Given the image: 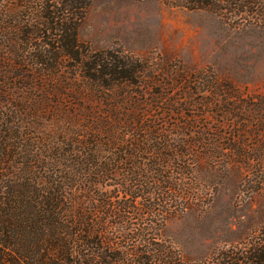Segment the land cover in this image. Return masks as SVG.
Segmentation results:
<instances>
[{
  "label": "rangeland",
  "instance_id": "obj_1",
  "mask_svg": "<svg viewBox=\"0 0 264 264\" xmlns=\"http://www.w3.org/2000/svg\"><path fill=\"white\" fill-rule=\"evenodd\" d=\"M191 1L89 0L77 30L81 62L59 63L63 77L56 83L72 76L75 82L59 92L57 106L83 127L91 120L120 119L124 139L138 127L143 129L138 139H146L144 129L151 127L170 145L180 143L181 157L167 150L163 158L169 167L184 160L182 174L172 180L184 203L166 202L162 214L156 208L142 221L124 215L132 231L122 228L124 236H118L116 228L107 227L120 246L130 247L129 237L147 227V247L154 256L163 253V260L168 255L175 264H247L264 240V0H214L212 9H193ZM3 2L15 21H28L31 9L24 4H35ZM113 57L141 67L136 77L95 91L85 86L83 66ZM45 78L33 82L36 94L29 95L39 100L42 111L34 117L43 126L30 132L36 137L44 132L42 141L50 146V107L56 99L50 92L54 81ZM10 107L18 109L13 102ZM153 137L155 145L162 142ZM150 151L135 161H153ZM46 154L41 156L50 159ZM106 185L102 192L128 201L108 186L112 182ZM144 200L135 199L134 207L151 201ZM135 241L139 249L143 243Z\"/></svg>",
  "mask_w": 264,
  "mask_h": 264
},
{
  "label": "trees",
  "instance_id": "obj_2",
  "mask_svg": "<svg viewBox=\"0 0 264 264\" xmlns=\"http://www.w3.org/2000/svg\"><path fill=\"white\" fill-rule=\"evenodd\" d=\"M3 1L0 0V264H126L127 257L129 264H175L168 255L163 260V253L159 257L152 255L144 239L147 227L136 232L135 239L144 245L139 249L131 236L126 242L130 247L120 246L113 235H108L107 227L116 228V235L124 236L123 231L130 226L124 215L142 221L144 214L150 216L156 208L162 214L166 202L184 203L179 186L172 181L182 174L184 160L169 167V160L163 158L169 156L163 154L167 150L181 157L180 143L170 145L151 127L144 129L146 139H138L141 127L132 133L134 136L130 135L131 139H124L119 132L120 119L114 123L91 120L90 127H83L58 110L59 92L67 83L75 82L72 76L66 83H56L63 77L59 63L66 59L81 62L77 30L89 0H31L34 7L24 4L25 9H31L28 21H15L11 9H3ZM217 1L231 4L234 0ZM214 2L192 0L191 8L212 9ZM140 69L113 57L81 70L85 86L95 91L94 87L122 85L135 78ZM45 77L54 81L50 92L56 99L50 107V146L42 141L44 132L39 137L30 132L40 126L34 113L42 111V107L37 106L36 97L29 95L36 94L33 82H42ZM12 102L18 109L10 107ZM153 136L162 142L155 145ZM180 140L185 145L187 140ZM146 151H150L153 161L136 162L147 155ZM46 153H50V159L41 156ZM109 182L112 185L108 186L116 187L127 202H116L102 192ZM138 197L151 201L135 208ZM247 261L264 264V240Z\"/></svg>",
  "mask_w": 264,
  "mask_h": 264
}]
</instances>
